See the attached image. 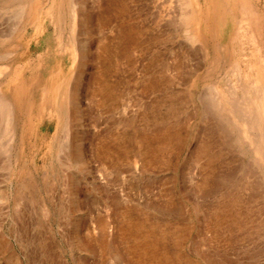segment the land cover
Wrapping results in <instances>:
<instances>
[{
	"label": "rangeland",
	"instance_id": "374dc122",
	"mask_svg": "<svg viewBox=\"0 0 264 264\" xmlns=\"http://www.w3.org/2000/svg\"><path fill=\"white\" fill-rule=\"evenodd\" d=\"M261 88L264 0H0V264H264Z\"/></svg>",
	"mask_w": 264,
	"mask_h": 264
},
{
	"label": "bare ground",
	"instance_id": "6f19581e",
	"mask_svg": "<svg viewBox=\"0 0 264 264\" xmlns=\"http://www.w3.org/2000/svg\"><path fill=\"white\" fill-rule=\"evenodd\" d=\"M120 1V0H119ZM125 3V2H124ZM127 5V4H126ZM71 6V5H70ZM108 7V6H107ZM119 7V6H118ZM123 7V6H122ZM101 9V8H100ZM111 9V8H110ZM109 9V10H110ZM117 9V8H114ZM108 10V11H109ZM121 10V9H120ZM78 12V11H77ZM114 12V11H112ZM120 12V11H119ZM118 12V13H119ZM122 12V11H121ZM76 14V12H74ZM101 13V12H100ZM189 13V12H188ZM78 14V13H77ZM103 14V13H102ZM104 15V14H103ZM78 16V15H77ZM97 16V15H96ZM99 16V15H98ZM102 16V15H101ZM110 16V15H109ZM115 16V15H114ZM118 16V15H116ZM124 16V15H123ZM100 17V16H99ZM119 17V16H118ZM104 18V17H103ZM106 18V16H105ZM104 18V19H105ZM94 19V18H93ZM98 19V17L96 18ZM114 19V18H112ZM99 20V19H98ZM103 20V19H102ZM101 20V22H102ZM126 20V19H125ZM85 21V20H84ZM109 21V20H108ZM99 23V22H98ZM104 23V22H103ZM107 23V22H106ZM111 23V22H110ZM105 24V23H104ZM126 24V23H125ZM128 24V23H127ZM106 25V24H105ZM103 26V25H101ZM97 27V26H96ZM128 28V27H127ZM98 29V28H97ZM119 30V29H118ZM131 32V31H130ZM126 34V32L124 33ZM128 35V34H127ZM130 35V34H129ZM130 38V37H129ZM119 40V39H118ZM8 41V40H7ZM122 45V44H121ZM117 52V51H116ZM110 53V52H109ZM102 54V53H101ZM115 57V56H114ZM100 74V73H99ZM99 90V89H97ZM246 93L249 98V103L247 108L241 109L238 111H234V107H236V101L229 100L226 103V111L229 113L230 110H232V113H229L230 116H235V114L241 115V118L243 119V123L245 126L250 127V129H255L257 131L255 136H250V141L252 143V146L254 150H256L258 153H260V156H263L264 158V89H256L251 90L247 89ZM8 104L6 105L3 102H0V110L7 111L9 108ZM61 107V106H60ZM10 114V113H8ZM11 115V114H10ZM11 125V124H10ZM206 149V147H205ZM203 152V151H202Z\"/></svg>",
	"mask_w": 264,
	"mask_h": 264
}]
</instances>
